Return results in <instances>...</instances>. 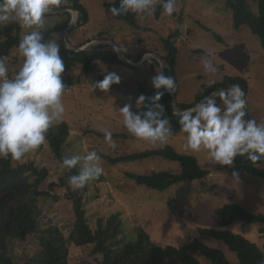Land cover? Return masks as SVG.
Wrapping results in <instances>:
<instances>
[{
	"label": "rangeland",
	"instance_id": "374dc122",
	"mask_svg": "<svg viewBox=\"0 0 264 264\" xmlns=\"http://www.w3.org/2000/svg\"><path fill=\"white\" fill-rule=\"evenodd\" d=\"M111 1L81 0L89 14V22L84 24L86 30L80 26L67 32V40L71 45L76 47L86 42L89 37L94 38L100 33H105L124 51L135 54L146 46L163 51V39L172 36L178 48L176 74L180 81L179 100L193 101L204 84L213 81L219 83L226 76H243L250 81L248 98L253 119L258 123L264 122V48L259 37L247 26L235 27L233 13L226 8L224 0H178L177 10L171 17L163 15L162 12L157 15L156 9L160 6L157 3L151 13L137 15L139 30L119 22L116 16L108 12L105 5ZM247 1L253 11H258L255 0ZM65 2L62 0V3ZM69 20V14L45 16L43 30L55 25L67 26ZM29 31L31 29L21 28L14 19L0 24L2 39L12 35L22 37ZM62 34H54L51 39L61 45ZM92 40L101 41L95 38ZM66 48L72 50L69 45ZM209 53V58L218 68L215 74H207L203 69L202 60ZM22 62L23 58L18 50L13 49L5 60L9 77ZM152 62L153 59H150L149 64L140 68L96 62L88 75L82 73L81 67L73 68L69 72L76 83L71 86L73 89L70 92H67L70 86L67 87L62 96L65 113L61 122H66L70 129L64 153L83 155L96 150L101 156L100 164L104 169V181L91 185L85 195L86 216L91 224H95L100 217L120 213L121 234L115 242H131L139 234L147 235L152 244L158 247H180L198 240L221 250L232 264H237V255L224 242L202 235L200 228L221 229L214 211L232 202L252 213L264 215V179L249 174L234 175L230 170L232 165L211 164L205 152L186 151L183 147L184 133L169 137L165 143L151 144L127 132L118 108L126 103H131L132 108L140 106L136 105L140 85L148 90H155L150 79L161 67L152 65ZM110 72L120 76L119 84L111 85L107 92L93 88L92 85ZM104 129L112 132V138L118 145L116 150H112L105 143ZM166 146L173 147L180 154L194 156L199 165L211 174L202 180H185L164 191H157L138 185L127 177L126 173H178L180 166L177 162L158 156L133 162L109 161L123 155ZM40 147L26 154L20 161L13 160L14 165L35 162L40 168H48L50 183L59 182L60 177L64 175V168L54 159L47 142ZM56 194L60 196L57 202L44 198L38 200L34 216L39 224L36 232L28 235L24 241H15L11 246V255L16 264H27L39 250V229L53 225L67 232L73 221V205L67 199L66 189H57ZM263 228V224L246 225L237 222L225 229L240 234L262 247ZM193 256L202 264H210L198 253H193ZM99 260L100 256L92 254L91 246L72 247L70 250L69 264H99Z\"/></svg>",
	"mask_w": 264,
	"mask_h": 264
},
{
	"label": "trees",
	"instance_id": "16d2710c",
	"mask_svg": "<svg viewBox=\"0 0 264 264\" xmlns=\"http://www.w3.org/2000/svg\"><path fill=\"white\" fill-rule=\"evenodd\" d=\"M65 1L57 9L70 8L78 11L80 15L78 25L89 22V14L82 5L81 0ZM255 1L258 5V11L256 12L251 9L247 0H224L226 8L233 13L235 27L247 26L253 34L259 37L264 48V0ZM105 6L108 9L110 7H118L119 0H112ZM156 10L157 15L162 12L160 6ZM67 14L59 12L54 15ZM116 19L136 30L140 29L137 14L129 12L127 15L116 16ZM65 28L66 24L55 25L49 29L42 30L45 41L50 40L54 34L63 33ZM94 38L101 41L114 42L122 54L133 63L140 62L148 53H154L165 60L168 64L165 74L174 77L176 81L177 87L174 95L179 110L192 107L212 91H219L232 84H239L245 93L247 101V115L245 118L253 119L248 98L250 81L243 76H226L219 83L204 84L193 101L183 102L179 100L180 81L176 74L178 48L172 36L163 39V49L165 51H161L156 47L146 46L135 54L124 51L113 38L106 36L105 33H100ZM94 38L89 37L86 42L76 45V47H81L93 41L92 39ZM20 39L21 37L14 35L2 39L0 33V57L7 58L13 49L18 50ZM60 48L65 64L62 79L66 88L76 83L69 74L73 68L81 67L82 73L88 75L94 69L96 62L110 65H127L120 59L117 52L113 51V46L110 44H101L83 52L67 49L64 47L63 42ZM152 65L159 67V63L155 59H153ZM155 91L148 90L143 85L139 86V96L151 97L155 94ZM160 103L164 105V116L171 123L172 136H178L182 133L178 122L179 115L175 112L170 94L166 93ZM142 108L143 105H140L132 108V110H141ZM69 136L70 129L68 124L61 122L51 128L46 137V142L52 151L54 159L61 165L62 157L66 155L64 147ZM157 156L177 162L180 166V172L161 171L152 172L148 175H137L128 172L126 176L134 180L138 185L157 191H164L185 180H202L211 174L199 165L198 160L194 156L180 154L171 146L123 155L116 159H109V161L112 163L133 162ZM64 170V175L60 177L59 182L50 183L48 168H40L35 162L14 165L10 157L8 159L0 158V264H16L11 255V246L15 241H24L28 235L36 232L39 224L34 219V216L38 200L44 198L57 202L60 196L56 194V190L62 188L66 189L67 199L72 202L73 221L67 228L66 233L63 229L53 225H47L46 228L39 229V250L27 264H69L71 248L87 246L92 247L93 255L100 256L99 264H202L199 259L193 256V253L200 254L210 264H232L221 250L209 247L198 240L180 247H158L152 244L147 235L139 234L134 241L123 242L120 240L115 242L121 234L122 217L120 213L100 217L95 224H91L86 216L85 195L91 185L102 183L105 179L104 176L101 175L99 178L88 182L83 189L73 190L67 181L70 175L76 174L77 169H72L71 172L65 168ZM230 170L238 175L249 174L264 179V156H261L255 162L250 161L246 156H237ZM214 216L221 229L200 228L202 235L224 242L237 255V264H264V245L260 247L244 236L225 229L237 222L246 225H264L263 214L252 213L243 206L232 202L215 209ZM261 232L264 233V228Z\"/></svg>",
	"mask_w": 264,
	"mask_h": 264
},
{
	"label": "clouds",
	"instance_id": "9594fccd",
	"mask_svg": "<svg viewBox=\"0 0 264 264\" xmlns=\"http://www.w3.org/2000/svg\"><path fill=\"white\" fill-rule=\"evenodd\" d=\"M178 0H119L118 7H110L112 16L151 13L159 3L162 14L171 17L177 10ZM62 0H0V24L10 19L21 28L31 29L22 35L18 53L22 64L9 77L6 58L0 57V158L20 161L46 142L51 128L62 121L65 106L62 96L66 89L62 73L65 71L60 44L45 41L43 29L45 16L59 8ZM114 52H120L116 46ZM206 54L202 60L204 72L215 74L217 66ZM120 83V76L108 73L93 88L107 92L110 86ZM155 94L140 95L136 105L141 110H132L126 103L118 108L123 127L127 132L151 144L165 143L173 135L169 119L164 116L162 97L174 94L176 81L161 69L150 79ZM214 83V81H213ZM245 93L239 84H232L219 91H212L192 107L180 110V132L185 134L184 149L193 153L205 152L211 164L231 166L237 156H246L257 161L264 156V122L246 119ZM104 140L109 148L116 150L111 131L104 129ZM101 156L96 150L85 154L62 157V167L76 174L68 177L69 186L83 189L88 182L103 174ZM234 175H236L234 173Z\"/></svg>",
	"mask_w": 264,
	"mask_h": 264
},
{
	"label": "water",
	"instance_id": "95a60500",
	"mask_svg": "<svg viewBox=\"0 0 264 264\" xmlns=\"http://www.w3.org/2000/svg\"><path fill=\"white\" fill-rule=\"evenodd\" d=\"M74 9H70V8H60V9H57V10H53L52 12L46 14V16L48 15H52V14H56V13H59V12H64V13H68L69 15L71 14V12L73 11ZM67 27H68V24L62 34V41H63V44L65 47H68L71 46L72 50H75L76 52H83V51H87V50H90V49H93L101 44H110L111 46H116L114 45L113 43H110V42H107V41H92L90 43H87L86 45L82 46V47H79V48H76L74 47L73 45H71L68 40H67ZM118 47V46H116ZM117 54L119 55L120 59L125 62L128 66L132 67V68H140V67H143L144 65H146L148 62H150V59H155L156 61H158L161 69L165 72L166 68H168V64L165 60H163L162 58H160L159 56L155 55V54H146L142 60L138 63H133L131 61H129L123 54L122 52H117ZM171 98H172V103H173V107L175 109V112L178 114V112L180 111L179 108H178V105H177V101H176V97L174 94H170Z\"/></svg>",
	"mask_w": 264,
	"mask_h": 264
},
{
	"label": "built area",
	"instance_id": "2783aa9c",
	"mask_svg": "<svg viewBox=\"0 0 264 264\" xmlns=\"http://www.w3.org/2000/svg\"><path fill=\"white\" fill-rule=\"evenodd\" d=\"M69 16H70V20L68 22V27H67L68 32L74 31L76 28L80 26L82 27V29L86 30L85 29L86 25H84L85 23L78 25L79 17H80L78 11L73 10ZM71 89H73V87L70 86V88L67 89V92H70Z\"/></svg>",
	"mask_w": 264,
	"mask_h": 264
},
{
	"label": "crops",
	"instance_id": "0c3cea01",
	"mask_svg": "<svg viewBox=\"0 0 264 264\" xmlns=\"http://www.w3.org/2000/svg\"><path fill=\"white\" fill-rule=\"evenodd\" d=\"M52 15H54V14H52ZM61 38H62V36H61Z\"/></svg>",
	"mask_w": 264,
	"mask_h": 264
}]
</instances>
